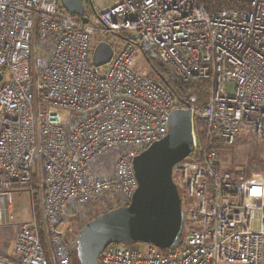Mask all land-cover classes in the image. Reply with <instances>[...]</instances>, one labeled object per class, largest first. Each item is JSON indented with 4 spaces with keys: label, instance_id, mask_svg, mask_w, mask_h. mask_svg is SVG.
<instances>
[{
    "label": "built area",
    "instance_id": "obj_1",
    "mask_svg": "<svg viewBox=\"0 0 264 264\" xmlns=\"http://www.w3.org/2000/svg\"><path fill=\"white\" fill-rule=\"evenodd\" d=\"M85 17L60 0H0V226L14 218V193L30 192L33 213L15 258L0 264H74L83 227L70 240L59 228L128 207L135 158L167 136L177 110L191 112L193 134L173 169L186 207L181 245L167 254L111 245L99 263L264 264V175L236 177L217 148L243 133L264 141V0H87ZM113 35L127 39L103 40ZM102 42L114 54L95 68ZM37 46L47 51L40 67ZM142 46L181 83L204 84L187 105L139 67Z\"/></svg>",
    "mask_w": 264,
    "mask_h": 264
},
{
    "label": "water",
    "instance_id": "obj_2",
    "mask_svg": "<svg viewBox=\"0 0 264 264\" xmlns=\"http://www.w3.org/2000/svg\"><path fill=\"white\" fill-rule=\"evenodd\" d=\"M60 3L66 12L79 17L84 24L88 23L83 0H60ZM140 51L159 60L149 46L140 47ZM113 54L111 45L106 42L98 44L93 66L105 67ZM2 80L0 72V83ZM192 150V114L188 110H177L171 114L167 136L133 162L139 186L130 205L99 216L79 232L76 241L79 264H100V255L111 245L142 243L163 250L181 245L185 215L173 180V169L187 159Z\"/></svg>",
    "mask_w": 264,
    "mask_h": 264
},
{
    "label": "rangeland",
    "instance_id": "obj_3",
    "mask_svg": "<svg viewBox=\"0 0 264 264\" xmlns=\"http://www.w3.org/2000/svg\"><path fill=\"white\" fill-rule=\"evenodd\" d=\"M83 1L85 3V6H87V0H83ZM103 40L109 41L112 44H117V45H123L125 43V38L124 37L121 38L120 35L108 36L103 38ZM149 56L152 60H156L159 64H161L159 60L152 58L151 55ZM36 61L39 67L47 63L48 61L47 51L45 48H41L37 46ZM138 65L139 67H142L147 71L150 70V65L147 62V57L143 55L142 52L140 53V60ZM166 78L171 79L169 75H166ZM203 86L204 84L200 88H203ZM230 89L232 90V87H230ZM217 148L220 155V160L223 163V169L232 172L233 174L236 175V177L248 178L255 174L264 175V141L255 139L251 133L241 134L238 137L237 142L232 146L218 145ZM173 180L178 188L182 200L184 201L183 198L184 189L180 184L179 178L176 175H174ZM13 200H14V218L11 220L12 225L13 226L21 225L24 222L31 221L33 217V213H32V199L30 192L25 190L22 192L14 193ZM184 210L186 211L185 203H184ZM94 214L95 215L100 214L102 216L104 215V212H99L97 211V209H94ZM90 217L91 215L81 219L75 218L74 220H72L71 225L61 226L59 228L60 230H63L65 233L68 232L65 239L70 240V237L73 234L72 231H74L71 229L73 226L74 228H78L81 226L83 227L84 223L87 221V218ZM73 239H75V234ZM73 239H72V243H74ZM132 249L143 252L146 251L147 245L138 243L135 244L132 247ZM46 252L50 253L49 247L48 248L46 247ZM73 261L74 264H79L76 254L74 255Z\"/></svg>",
    "mask_w": 264,
    "mask_h": 264
},
{
    "label": "trees",
    "instance_id": "obj_4",
    "mask_svg": "<svg viewBox=\"0 0 264 264\" xmlns=\"http://www.w3.org/2000/svg\"><path fill=\"white\" fill-rule=\"evenodd\" d=\"M201 1H203V0H201ZM205 1H207L210 5L215 2V0H205ZM120 37H122V38L124 37L125 40L127 39L126 35H121ZM143 55H145L147 57V62L150 65L149 73H150L151 77L155 81L163 82L171 90L172 94L177 98V100L179 102V105L181 107L187 105L191 95H194V94H197V93L200 92V90H201L200 87L203 85L202 82L193 81V82L188 83V84H183L180 81H178L173 75H171L169 73L168 68L164 64H162V63L159 64L156 60H152L150 58V56H149L150 53H146V54H143ZM166 75H169L171 79H167ZM206 99H207V94L206 93L200 95V102H204ZM181 200H182V197H181ZM182 210L184 211V209H183V200H182ZM99 216H101V215L100 214L91 215L90 218H87V221L84 223V226L88 222L98 218ZM173 249L174 248L168 249V250L160 249V251L163 254H167Z\"/></svg>",
    "mask_w": 264,
    "mask_h": 264
},
{
    "label": "crops",
    "instance_id": "obj_5",
    "mask_svg": "<svg viewBox=\"0 0 264 264\" xmlns=\"http://www.w3.org/2000/svg\"><path fill=\"white\" fill-rule=\"evenodd\" d=\"M10 215H6L7 223L0 226V255L15 258L14 244L16 242L20 225L13 226Z\"/></svg>",
    "mask_w": 264,
    "mask_h": 264
}]
</instances>
